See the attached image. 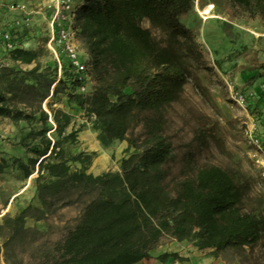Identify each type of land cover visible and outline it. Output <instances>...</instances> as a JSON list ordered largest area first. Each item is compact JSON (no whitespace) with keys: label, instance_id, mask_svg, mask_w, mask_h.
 <instances>
[{"label":"trees","instance_id":"trees-1","mask_svg":"<svg viewBox=\"0 0 264 264\" xmlns=\"http://www.w3.org/2000/svg\"><path fill=\"white\" fill-rule=\"evenodd\" d=\"M232 1L264 20V0ZM77 2L73 26L89 56L96 81L92 93L77 90L67 60L60 77L57 62L47 70L0 63V114L14 122H41L34 154L13 159L25 178L37 172L39 217L58 206L83 203L80 219L55 242L46 264H135L166 237L211 248L216 255L256 246L264 237V207L245 204L251 184L239 169L205 163L182 178L171 174L173 145L165 111L182 98L187 83L201 86V75L214 71L194 32L180 20L195 0ZM9 57L31 64L39 52L17 47ZM261 68L264 72V63ZM66 90L69 99L95 115L102 145L126 140L134 148L120 170L88 172L91 157H67L60 139L47 135L60 134L71 122L62 109L52 108L51 114L43 109L51 94ZM70 162L81 167L73 169ZM30 209L31 204L3 218L6 245L28 233ZM168 256L179 258L174 252L161 258Z\"/></svg>","mask_w":264,"mask_h":264},{"label":"rangeland","instance_id":"rangeland-1","mask_svg":"<svg viewBox=\"0 0 264 264\" xmlns=\"http://www.w3.org/2000/svg\"><path fill=\"white\" fill-rule=\"evenodd\" d=\"M52 1L28 0L24 11L18 4L27 3V0H4L0 25L13 27L22 47L39 52L38 59L31 64L12 60L4 63L23 69L37 65L41 70L55 67V55L48 44L53 10L48 5ZM71 1L77 8V0ZM209 5H212L211 13H203ZM41 6L42 11L31 14L26 22V15ZM180 20L194 32L214 71L201 75V86L187 83L182 98L165 111L166 134L173 145L171 174L182 178L205 163L239 169L251 184L245 204L249 208H263L264 176L252 159V148L247 144L243 130L249 113L257 119L264 136V72L261 68L264 63V20L250 17L232 0H195L193 9L183 14ZM142 24L150 27L148 20H143ZM152 31L160 37L158 30ZM76 41L89 60L77 35ZM93 80L95 86L96 81ZM227 81L247 93L248 113L230 99ZM66 93L67 90L53 97L51 94L43 102V109H62L71 116L70 124L60 134L53 135L49 131L47 135L60 139L67 157L78 153L91 157L88 172L101 174L120 170L121 160L134 152V148L129 147L126 140L102 145L94 128L95 115L69 99ZM0 117V137L13 148H23L25 154H32L31 149L40 146V136L36 133L41 122H14L5 114H0ZM136 132L139 133L140 128ZM14 157L0 155V225L6 215L14 216L29 204L32 209L26 219L29 231L24 237L6 245V237L0 232V264H46L55 242L80 219L83 203L58 206L54 212L39 217L35 209L41 207L36 190L37 172L25 178ZM70 163L73 169L81 167L79 162ZM217 255L220 256V264H264V237L252 248L228 249Z\"/></svg>","mask_w":264,"mask_h":264},{"label":"built area","instance_id":"built-area-1","mask_svg":"<svg viewBox=\"0 0 264 264\" xmlns=\"http://www.w3.org/2000/svg\"><path fill=\"white\" fill-rule=\"evenodd\" d=\"M3 2L4 0H0V10ZM27 4L28 0L27 3L22 2L18 4V7L25 11ZM48 6L53 8L49 22L50 38L48 44L55 55L59 68V77L62 74L64 60H67L71 73L78 82L77 90L88 95L94 90V77L88 58L84 56L80 45L76 41L77 32L73 26L75 7L72 5L71 0H53ZM41 11L42 6L37 10H31L30 14L26 15V22L29 21L31 14L40 13ZM17 24H20V21H17ZM17 47H22V45L16 39L13 27L8 28L0 25V63L10 60V52ZM227 86L232 102L248 113L247 94L230 81H227ZM247 115L248 120L244 122L243 135L247 144L252 148V159L260 173L264 176V136L260 131L257 119L249 113ZM52 123L54 124L53 121Z\"/></svg>","mask_w":264,"mask_h":264},{"label":"crops","instance_id":"crops-1","mask_svg":"<svg viewBox=\"0 0 264 264\" xmlns=\"http://www.w3.org/2000/svg\"><path fill=\"white\" fill-rule=\"evenodd\" d=\"M247 94V93H246ZM2 118L0 117V131L2 128ZM0 155L7 157L30 156L25 151L13 146L0 137ZM177 253L178 257L168 256L161 258L164 253ZM220 256L216 255L213 249H199L193 242L188 240L178 241L174 238L164 240L159 246L151 250L148 257L135 264H220Z\"/></svg>","mask_w":264,"mask_h":264},{"label":"bare ground","instance_id":"bare-ground-1","mask_svg":"<svg viewBox=\"0 0 264 264\" xmlns=\"http://www.w3.org/2000/svg\"><path fill=\"white\" fill-rule=\"evenodd\" d=\"M211 8H212V5H209L208 7L205 8V10L203 11V13H211Z\"/></svg>","mask_w":264,"mask_h":264}]
</instances>
